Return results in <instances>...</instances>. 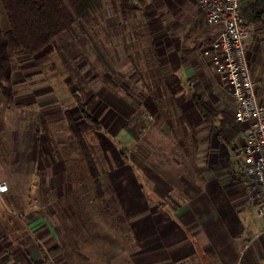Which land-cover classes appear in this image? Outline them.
Listing matches in <instances>:
<instances>
[{
    "label": "rangeland",
    "instance_id": "1",
    "mask_svg": "<svg viewBox=\"0 0 264 264\" xmlns=\"http://www.w3.org/2000/svg\"><path fill=\"white\" fill-rule=\"evenodd\" d=\"M131 2L137 9L121 12L124 10L120 0H101L105 14L90 24L77 23L72 32L64 35L65 42L48 45L34 55L15 57L17 68L11 73V89L17 94L7 101L0 89V179L8 185V191L0 195V250H8L0 253V264H22L24 254L18 251H25L21 250L25 243L29 250L31 246L41 248L47 264H132L137 247L130 213L122 206L119 188L133 182L134 172L148 194V174L155 171L149 158V137L153 132L147 125L148 115L144 117L147 126L141 130V139L127 151L126 161L120 157L113 137L133 115L134 108H139L136 104L143 97L141 65L150 66L149 56L153 55L156 43L149 34L152 26L172 31L166 39L162 37L167 33L158 32L167 51V46L174 45L180 54V47L189 41L204 60L205 69L211 71L210 79L224 88L209 59L202 54L204 43L216 31L205 23L194 0ZM244 17L250 29L259 26L253 31L255 42L248 37L247 41L252 43L246 45L259 58V47L264 45L263 23ZM5 23L0 3V28ZM76 73L79 79L75 78ZM255 87L257 95L256 84ZM87 91L94 96L90 111L102 125L99 132L92 131L82 120L72 96L77 92L87 102ZM99 91L105 93L100 95ZM111 98L121 101V105L111 104ZM259 102L264 103V97ZM222 105L226 107L225 103ZM230 110L221 112L233 119ZM66 111L92 150L100 172L102 198L93 190L85 162L70 137ZM219 118L217 115L216 119ZM209 130L216 135L212 127H206L204 135ZM215 142L220 146L216 149L219 166H237L239 154L219 143L216 137ZM235 143L237 149L241 142L237 139ZM167 158L173 160L170 153ZM181 160L188 169L186 173L191 172L196 164L194 157L186 154ZM159 168L162 173L172 172L171 165L164 162ZM186 176L192 180L190 173ZM237 183L248 198L243 182ZM165 200L170 201L168 197ZM27 262L32 264L30 259ZM204 263L212 261L203 260Z\"/></svg>",
    "mask_w": 264,
    "mask_h": 264
},
{
    "label": "crops",
    "instance_id": "2",
    "mask_svg": "<svg viewBox=\"0 0 264 264\" xmlns=\"http://www.w3.org/2000/svg\"><path fill=\"white\" fill-rule=\"evenodd\" d=\"M101 14H105L103 10ZM258 27L250 29L249 41L255 42L253 31ZM149 31L156 43L153 55L149 56L150 66L141 65L145 91L136 105L148 115L147 125L153 132L149 137V158L155 171L148 174V194L144 193L134 172L133 182L121 184L119 188L122 206L130 213L137 247L131 257L132 264H203V260H211V264H264V224L255 217L253 204L237 183L242 182L236 175L243 163L241 146L230 147L239 154L237 166L228 163L219 166L216 149L220 146L215 137L222 142L211 135L210 130L204 135L206 127L211 126L202 119L194 102L196 96L214 110L231 109L232 114L235 102L229 88H221L213 78L210 81L211 71L205 69L204 60L198 57L189 41L180 47L183 51L178 54L174 49L177 46H167V51L158 39V32L167 33L162 37L166 39L172 31L156 25ZM248 37L246 45L249 46L252 42L247 41ZM259 48L262 49L258 52L259 58L248 48L246 57L258 89L257 100L262 101L264 45ZM137 59L142 62L141 58ZM109 102L121 105L118 99L111 98ZM168 152L173 159L171 162ZM186 154H191L196 163V167L188 171L192 180L186 176L187 168L181 160ZM162 162L170 164L172 172L162 173L159 168ZM166 197L170 201H166ZM23 246L21 250L25 251H18L24 254L22 264L29 259L32 264H47L42 249L31 246L29 250L28 243ZM1 252L5 254L8 250L2 248Z\"/></svg>",
    "mask_w": 264,
    "mask_h": 264
},
{
    "label": "trees",
    "instance_id": "3",
    "mask_svg": "<svg viewBox=\"0 0 264 264\" xmlns=\"http://www.w3.org/2000/svg\"><path fill=\"white\" fill-rule=\"evenodd\" d=\"M101 0H0L6 23L0 28V89L7 101H12L17 93L13 91L11 73L17 68V55H34L48 45L65 42L64 35L73 31L77 23L90 24L101 15ZM123 10L137 9L131 0H120ZM264 4L260 0H241V11L251 20L264 24ZM246 21V20H244ZM247 25L248 22H246ZM59 47V46H58ZM75 72V71H74ZM80 78L76 73L75 78ZM81 80V79H80ZM72 82V81H71ZM70 83V81H69ZM89 97L84 102L77 92L72 96L82 120L87 122L94 132H99L102 125L90 109L94 105V96L87 91ZM194 102L202 119L209 124L218 139L227 147H234L240 128L234 119L224 112L214 110L202 99L194 96ZM217 115L220 118L217 120ZM145 112L136 108L121 128L115 133L113 140L123 161L128 158L127 151L137 146L141 139V130L146 127ZM70 137L76 142L77 150L85 162L87 177L99 198L103 197L100 172L92 150L81 133L76 121L69 111L65 112ZM217 121V124H216ZM34 127L38 131V123ZM41 249V248H40Z\"/></svg>",
    "mask_w": 264,
    "mask_h": 264
},
{
    "label": "built area",
    "instance_id": "4",
    "mask_svg": "<svg viewBox=\"0 0 264 264\" xmlns=\"http://www.w3.org/2000/svg\"><path fill=\"white\" fill-rule=\"evenodd\" d=\"M205 23L215 33L202 47L220 82L234 99V121L241 126L238 141L243 163L237 171L255 217L264 224V103L257 100L255 82L247 57L246 39L250 28L244 21L241 0H194ZM8 191L0 181V194Z\"/></svg>",
    "mask_w": 264,
    "mask_h": 264
}]
</instances>
